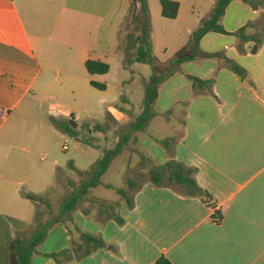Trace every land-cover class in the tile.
Listing matches in <instances>:
<instances>
[{
    "label": "crops",
    "instance_id": "obj_1",
    "mask_svg": "<svg viewBox=\"0 0 264 264\" xmlns=\"http://www.w3.org/2000/svg\"><path fill=\"white\" fill-rule=\"evenodd\" d=\"M177 1L176 19H186L185 0ZM209 2V13H193L189 23L198 27L202 18L210 16L217 0ZM130 6L128 0L124 24ZM113 9L114 0H0V264H10V244L17 233L30 231L38 218L50 219L48 209L43 213V204L28 195L47 198L54 177L63 169L59 162L39 166L31 151L19 155L11 142L14 120L17 114H28L35 103L51 98L47 94L55 91L56 78H50L55 74L63 72L71 78L77 68L90 74L86 61L93 59L108 63L110 71L90 74V84L109 75L111 52L98 47L112 36ZM230 12L235 17L226 26ZM262 14L264 8L255 11L234 0L222 23L233 33ZM221 36H229L228 43L221 44ZM125 37L121 29L119 45ZM253 47L254 42H248L239 51L234 35H205L201 52L233 59L245 76L232 72L219 58L203 56L182 64L161 84L152 117L179 121L175 141L165 148L155 140L164 139L145 130L140 131L145 137L136 132L123 151L141 156L145 170L173 158L197 167L196 179L213 195L216 206L176 187H154L149 177L141 182L133 179L135 206L119 211L124 224L102 222L98 210L73 212L75 224L101 237L105 245L73 264H154L161 257L172 264H264V43L257 53ZM151 74L152 69L145 82ZM190 75L213 79L212 92L194 91ZM118 141L113 140L111 147ZM104 149L111 148H102L101 156ZM127 170L126 163L124 176ZM76 237L67 224H55L32 264H56L46 255L67 249Z\"/></svg>",
    "mask_w": 264,
    "mask_h": 264
},
{
    "label": "rangeland",
    "instance_id": "obj_2",
    "mask_svg": "<svg viewBox=\"0 0 264 264\" xmlns=\"http://www.w3.org/2000/svg\"><path fill=\"white\" fill-rule=\"evenodd\" d=\"M127 1L114 0L112 36L110 41L100 42L98 47L111 52L112 70L109 75L98 78L99 82L107 84L108 90L101 91L94 88L89 81L90 74H82L78 68L71 78L63 72L55 74L50 77L56 78L55 91L47 94L51 98L47 97L44 101L35 103L28 114H17L18 119L14 120L11 142L19 155L22 154V150L33 152L35 163L39 166L52 162L63 164V169L54 177V188L46 198L52 208L48 209L46 204L42 206V212L47 211V208L50 218L59 212L60 202L71 191L68 182L73 181L78 185L81 179L79 170L89 169L92 162L101 156L102 148H112L113 140L120 138L135 118V114H139L142 110L146 83L144 77L151 73V67L148 64L135 62L134 53L127 51L122 43L119 45L117 39L121 29L126 36L130 32L135 33L134 25L130 26V29L125 28L124 10ZM209 4V0H185L183 12L186 19H167L161 14L160 0H148L155 56L161 61H166L185 46L192 33L198 28L196 24L189 23L188 17L193 13L208 14ZM234 17L230 12L225 22L226 26H229ZM229 40V36H221L220 43H228ZM202 57L199 56L198 60ZM128 98L131 100L130 103L124 100ZM57 102H61L62 105L57 107ZM72 117L78 124V136L58 129L51 121L56 119L59 122H67ZM95 124L100 125L102 131H96L92 127ZM180 129L181 124L175 117L169 120L163 116H155L144 133L170 139L176 136ZM142 133L139 132L140 137H145ZM64 143L68 144V150L62 149ZM70 161L75 165V169L70 167ZM126 163L128 170L124 176L122 170ZM146 165L141 156L123 152L114 160L102 181L112 184L114 188H127L128 179L141 182L149 177L148 170L144 168ZM133 193L134 191L128 190L129 198ZM95 196L111 200V203L117 202L120 207L126 205V200L117 195L114 189L99 186L91 189L78 208L97 211V205L92 202ZM115 199L117 200L113 201ZM56 211L58 212L55 213ZM73 242L72 247L75 249L79 243L78 237Z\"/></svg>",
    "mask_w": 264,
    "mask_h": 264
},
{
    "label": "trees",
    "instance_id": "obj_3",
    "mask_svg": "<svg viewBox=\"0 0 264 264\" xmlns=\"http://www.w3.org/2000/svg\"><path fill=\"white\" fill-rule=\"evenodd\" d=\"M234 0H217L211 14L207 18H202L198 28L192 33L189 42L179 49L172 58L161 61L153 52V40L151 34V15L149 11L148 0H131L129 19L126 22V28L135 26V33H128L126 42L123 46L134 53V61L138 63L148 64L152 69L150 79L145 83V91L143 98V107L141 113L132 120L127 130L120 136L119 141L114 148L104 149L102 156L92 164L87 170H79L81 176L77 185L73 181H69L71 191L62 199L59 204V212L54 214L48 221L44 222L39 218L31 226V230L26 233H17L14 240L10 244V264H32L34 255L39 253L40 246L46 241L51 228L58 223H65L68 226L71 235L77 233L79 235V243L74 249L71 241L70 247L67 249L50 253L46 256L52 258L56 264H71L79 262L81 259L91 255L100 248H103L104 242L101 237L92 233L83 231L75 224L72 214L78 209L79 204L86 199L91 189L100 185L108 189L114 187L110 184H104L103 176L108 172L112 162L123 153L126 146L136 132L145 131L149 122L153 117L154 104L159 96V88L166 80L172 77L179 67L195 60L199 56L210 58H219L232 72L240 77L245 76L244 68L233 59L221 54L202 53L200 51L201 40L208 33H219L226 35H234L238 39V50H243V45L248 42H254L253 53H257L264 43V14L255 21H249L236 32L230 33L223 26L227 8ZM255 11H262L264 8V0H241ZM161 14L167 19H176L180 10V2L177 0H160ZM130 49V50H129ZM86 68L91 75L107 74L110 71V65L106 62L89 59L86 61ZM192 81L194 91L207 90L212 92L214 80H203L195 76H189ZM91 85L101 91L107 89L106 83L91 81ZM52 123L60 130L68 132L74 136H78V124L76 119L72 117L67 122H59L51 119ZM96 131H102L100 125H93ZM165 148H169L172 139H155ZM85 142V141H84ZM89 143V142H85ZM144 164V163H142ZM70 167L75 169V165L70 161ZM198 173L197 167L186 166L176 159H170L164 164L153 165L149 167V181L154 187H176L183 194L190 197L202 199L211 207L216 206L213 195L203 187H201L196 179ZM117 195L126 200V205L121 206L119 203H111L105 199L94 197L92 202L97 205L98 215L102 222L115 220L118 224H124V219L119 211L122 207L133 209L135 206L134 193L131 198L128 196V190L136 191V183L133 179L127 180V188H114ZM28 198L38 204H46L48 209L52 206L46 201L45 197L28 195ZM119 209V210H118ZM77 251V252H76ZM154 264H172L166 257L159 258Z\"/></svg>",
    "mask_w": 264,
    "mask_h": 264
},
{
    "label": "built area",
    "instance_id": "obj_4",
    "mask_svg": "<svg viewBox=\"0 0 264 264\" xmlns=\"http://www.w3.org/2000/svg\"><path fill=\"white\" fill-rule=\"evenodd\" d=\"M68 148H69L68 144H67V143H64L62 149H63V150H68Z\"/></svg>",
    "mask_w": 264,
    "mask_h": 264
}]
</instances>
